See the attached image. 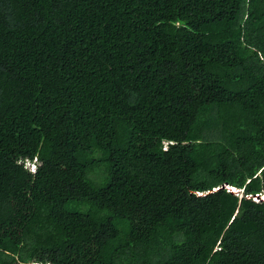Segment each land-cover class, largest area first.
<instances>
[{
    "label": "trees",
    "instance_id": "16d2710c",
    "mask_svg": "<svg viewBox=\"0 0 264 264\" xmlns=\"http://www.w3.org/2000/svg\"><path fill=\"white\" fill-rule=\"evenodd\" d=\"M261 195L264 0H0V264H264Z\"/></svg>",
    "mask_w": 264,
    "mask_h": 264
},
{
    "label": "clouds",
    "instance_id": "9594fccd",
    "mask_svg": "<svg viewBox=\"0 0 264 264\" xmlns=\"http://www.w3.org/2000/svg\"><path fill=\"white\" fill-rule=\"evenodd\" d=\"M22 164L27 171H29L32 174H35L41 163L38 160V158L35 157L33 159H27V160L22 161ZM255 201H257V200H255ZM32 264H34V263H32Z\"/></svg>",
    "mask_w": 264,
    "mask_h": 264
},
{
    "label": "water",
    "instance_id": "95a60500",
    "mask_svg": "<svg viewBox=\"0 0 264 264\" xmlns=\"http://www.w3.org/2000/svg\"><path fill=\"white\" fill-rule=\"evenodd\" d=\"M229 188V187H228ZM233 193H238V191L235 189V188H232V187H230L229 188ZM256 199H262V200H264V195H261V196H257L256 197Z\"/></svg>",
    "mask_w": 264,
    "mask_h": 264
},
{
    "label": "rangeland",
    "instance_id": "374dc122",
    "mask_svg": "<svg viewBox=\"0 0 264 264\" xmlns=\"http://www.w3.org/2000/svg\"><path fill=\"white\" fill-rule=\"evenodd\" d=\"M32 264V263H31Z\"/></svg>",
    "mask_w": 264,
    "mask_h": 264
}]
</instances>
